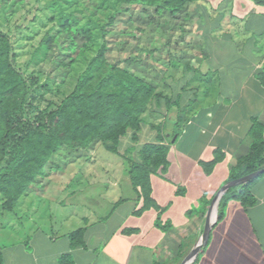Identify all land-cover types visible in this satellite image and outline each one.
I'll return each instance as SVG.
<instances>
[{
  "label": "crops",
  "instance_id": "1",
  "mask_svg": "<svg viewBox=\"0 0 264 264\" xmlns=\"http://www.w3.org/2000/svg\"><path fill=\"white\" fill-rule=\"evenodd\" d=\"M250 2L239 1L235 7L231 0L233 20L229 22L230 27L227 26L230 32L225 35L230 34L241 49L250 45L254 69L244 77L238 89L223 87L225 82L219 79L224 73L223 66L205 71V75L211 71L217 74L216 85L204 92L208 94L203 96L202 102L198 103L197 96L194 110L178 138L172 141L167 170L151 176L153 199L165 209L163 221L169 222L172 229L163 233L156 227L155 211L134 216L135 192L130 182L118 181L119 177L104 183L106 195L115 190L110 196L112 207L108 214L88 210L77 200L66 207V200L71 195L81 194L82 189L73 188L71 180L51 181L30 189L10 213V223H0L1 230L8 227L3 235L7 245L2 246L5 264H59L66 254H71L74 264H176L174 256L183 241L187 254L191 242L203 231L206 218V215H189V212L202 207L208 212L210 206H205L206 197L214 199L228 179L233 160L249 152L248 132L252 119L258 118L264 125V86L257 79L264 68V7ZM208 62L209 56L204 62L206 68ZM232 77L243 76L239 73ZM151 131L148 126L142 130L139 145L154 142L156 134ZM215 150L221 151L224 159L207 175L201 162L212 161ZM117 157L120 160L111 164L128 170L124 160ZM96 164L94 160L89 169L93 171L90 186L102 184L98 180L102 169H106L108 175L115 170V167L98 169ZM213 180L216 181L214 186L211 185ZM253 194L257 201L253 207L245 209L236 201L229 203L224 218L213 227L194 264H264V177L255 185ZM121 199L127 201L112 213L113 206ZM44 201L54 202L55 214L37 213ZM111 222H116L113 228H110ZM82 228L86 229V246L72 248L69 236ZM126 230L134 232L126 233Z\"/></svg>",
  "mask_w": 264,
  "mask_h": 264
},
{
  "label": "trees",
  "instance_id": "2",
  "mask_svg": "<svg viewBox=\"0 0 264 264\" xmlns=\"http://www.w3.org/2000/svg\"><path fill=\"white\" fill-rule=\"evenodd\" d=\"M111 1L119 7L150 9L160 18L168 17L172 23L175 22L173 25L176 27L180 21L191 17V12L197 10L202 11V16H205L207 21L210 20L209 10L204 4L209 0ZM228 1L222 0L218 7ZM250 1L256 6L264 7V0ZM218 7L213 9L214 13ZM224 20L225 17H222L207 28L203 25H200V28H204L208 33L222 31L221 24ZM114 21L115 15L108 20L106 26H111ZM80 32L86 41L85 49L89 50L96 46V35L93 30L83 28ZM205 38L204 42L208 41L207 37ZM100 40L101 44L95 57L77 79L72 92L59 104L51 103L42 108L38 102L39 89H48V84L34 86L36 79L27 77L17 64L19 53L16 51L14 39L10 34L0 31L1 208L3 212L13 213L30 189L54 181L53 178L65 172L77 158L93 157V153L103 147L106 151L121 157L127 165L129 182L136 195L137 208L133 215L137 217L147 211H155L156 227L163 233H168L172 225L163 221L165 209L153 199L151 176L167 170L172 141L180 135V129L187 122L188 115L197 101L196 90L187 89L197 69L185 63L181 89H173L170 96L163 95L158 92L159 78L156 76L148 78L146 69L138 67L135 70L139 69V73L135 72L134 68H131L133 63L129 60L128 68L109 62L105 28L101 30ZM191 41L188 40L184 44L177 40L174 43L170 42V45L174 47L173 50L181 46L179 58H183L193 52L194 43L190 45ZM52 42V36H48L44 41L48 49ZM199 55L207 58L209 53L200 49ZM175 58L172 56V59ZM257 79L264 86V68ZM173 110L177 114L169 140L166 123L160 126L147 123L145 115L151 111L167 117ZM251 122L248 132L249 152L233 160L224 185L264 168V125L258 118H253ZM146 126L155 132V140L139 145L142 130ZM125 141H128L127 145L124 144ZM214 155L212 161L201 162L207 175L211 174L214 167L224 159L223 153L219 150H215ZM263 177L264 173L256 179L229 189L220 201L218 222L224 218L226 209L232 201L240 203L245 209L255 206L257 201L253 189ZM126 201L125 199L118 201L113 206L112 213ZM206 212L207 208L202 207L191 210L189 215L200 214L204 217ZM125 232L131 233L134 230ZM85 235V228L70 234L71 247H85ZM184 242L174 256L176 264H181L185 257ZM0 264H5L1 243ZM59 264H74L71 254L63 255Z\"/></svg>",
  "mask_w": 264,
  "mask_h": 264
},
{
  "label": "rangeland",
  "instance_id": "3",
  "mask_svg": "<svg viewBox=\"0 0 264 264\" xmlns=\"http://www.w3.org/2000/svg\"><path fill=\"white\" fill-rule=\"evenodd\" d=\"M221 1L209 0L204 3L209 10L210 20L207 21L205 16H202V11L197 10L191 12L192 16L188 19L179 20V25L176 27L175 22L172 23L168 17L160 18L150 9L119 7L111 0H0V31L10 34L14 39L16 51L19 53L17 64L27 77L36 79L34 86L48 84V89H39L38 102L42 108L51 103L59 104L66 95L72 92L77 79L97 53L101 44L102 28L106 30L109 62L128 68L127 61L129 60L133 63L131 68H134L135 72L139 73L140 67L146 69L148 78H155L154 76L159 78L158 92L163 95L170 96L173 89H181L185 75V63L194 66L197 71L188 83L190 87L187 86V89L197 90L199 103L202 102L203 96L208 94L204 92L214 87L217 81L215 72L204 74L207 69L214 70L215 67L223 66L224 73L221 74V78L219 77L225 82L223 87L238 89L242 86L244 77L255 67L252 62L254 53L250 50V45H245L241 49L230 34L225 35L230 32L229 22L233 20L232 3L229 0L218 7ZM233 1L237 7L239 1L243 0ZM217 7L218 10L214 13L213 9ZM114 15V23L106 26L108 20ZM222 17H225L222 22L225 27L224 31L208 33L204 31V28H200V25L207 28L212 22ZM83 28L93 30L96 35V46L89 50L84 47L86 41L80 32ZM48 36L53 37L49 49L44 43ZM205 37L208 39L206 42L203 40ZM177 40L184 44L192 40L190 44L194 43L192 54L179 58L181 46L173 50L174 47L170 45V42L174 43ZM200 49L207 50L209 53L208 68L204 66L207 58L199 55ZM172 56L178 60L172 59ZM138 67L139 69L135 70ZM239 73L243 77H232ZM193 110L194 108L190 113ZM176 114L173 110L165 117L150 111L146 113L145 120L147 123L158 126L166 123L167 137L170 140ZM151 132L155 135L154 131ZM127 142L125 141L124 144L127 145ZM94 160L97 161L98 169L115 167L112 172L114 175L112 173L108 175L106 169L100 171L101 177L99 176L98 179L102 183L100 186H90L92 183L90 172L93 171L89 169ZM118 160L120 159L116 155L100 147L93 153V157L77 158L64 176L60 174L59 177L55 176L54 182L64 183L71 180L74 181L73 188L82 189L81 194L71 195L66 200L65 206L70 207L69 205L77 200L83 203L88 210L108 214L112 207L109 204L110 196L114 195L115 190L109 191L106 195L104 183H111L114 177H119L118 181L123 183L129 182L128 170L126 168L121 170L116 164H111ZM215 182L213 180L211 185L214 186ZM211 200L206 197L205 206L206 204L210 206ZM42 204L38 207L37 213L40 215L55 214L54 202L44 201ZM126 208L127 206L124 209ZM11 217L12 214L3 212L0 196V219H3L0 223L9 224ZM114 225L116 222H111L110 228ZM7 228L0 229L2 246L7 245L3 240ZM205 228L206 218L203 231L191 242L187 254L199 241ZM7 234L10 235L8 232Z\"/></svg>",
  "mask_w": 264,
  "mask_h": 264
},
{
  "label": "water",
  "instance_id": "4",
  "mask_svg": "<svg viewBox=\"0 0 264 264\" xmlns=\"http://www.w3.org/2000/svg\"><path fill=\"white\" fill-rule=\"evenodd\" d=\"M264 173V168L261 170L256 171L255 173H252L242 179L236 180V181H232L229 182L227 184H225L216 194V196L214 197V199L211 202V205L208 209V212L206 214V228L204 233L202 234L201 238L199 239V241L194 245V247L192 248V250L190 251V253L188 254V256L186 257L185 261L183 262V264H194L196 259L198 258V255L200 254L203 246L205 245V243L208 241L210 234L213 230V227L215 226V224L218 221V211H219V206H220V201L222 199V197L225 195V193L233 188V187H237L240 186L243 183H247L253 179L258 178L261 174ZM216 211V217L215 219L212 218V213L213 211Z\"/></svg>",
  "mask_w": 264,
  "mask_h": 264
},
{
  "label": "bare ground",
  "instance_id": "5",
  "mask_svg": "<svg viewBox=\"0 0 264 264\" xmlns=\"http://www.w3.org/2000/svg\"><path fill=\"white\" fill-rule=\"evenodd\" d=\"M217 212L214 210L212 213V218L215 219Z\"/></svg>",
  "mask_w": 264,
  "mask_h": 264
}]
</instances>
